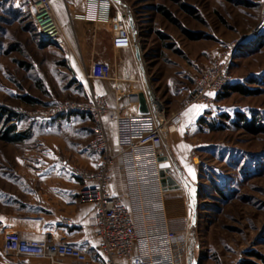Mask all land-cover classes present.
<instances>
[{"label": "rangeland", "instance_id": "obj_1", "mask_svg": "<svg viewBox=\"0 0 264 264\" xmlns=\"http://www.w3.org/2000/svg\"><path fill=\"white\" fill-rule=\"evenodd\" d=\"M24 2L0 1V108L20 114L13 122L31 135L24 142L4 139L6 116L0 114V188L11 183L10 173L27 148L38 141H81L73 136V121L93 127L92 114H57V107L89 101L97 86L116 89L111 80L85 89L75 70L61 62L67 55L64 42L48 40ZM126 2L137 17L147 69L161 99L177 106L201 69L222 55L230 60L231 84L249 90L227 87L228 94L211 103L193 101L197 110L173 144L198 186L190 264H264V0ZM202 115L219 128L201 125Z\"/></svg>", "mask_w": 264, "mask_h": 264}, {"label": "built area", "instance_id": "obj_2", "mask_svg": "<svg viewBox=\"0 0 264 264\" xmlns=\"http://www.w3.org/2000/svg\"><path fill=\"white\" fill-rule=\"evenodd\" d=\"M30 12L45 37L52 43L63 40L64 28L57 16L53 0H27ZM72 16L77 20L93 22L97 25L96 45L101 50L112 51L111 61H98L90 75L110 79L116 90L129 85L132 89L141 88V78L129 80V72L137 67L134 59L132 41L124 18L113 0H69ZM60 43V42H59ZM230 60L222 55L213 64L203 67L196 79L195 86L181 99V107L186 108L195 100L213 102L233 81ZM113 88L97 86L94 98L89 101H71L56 108L57 114L64 111H78L92 114L94 118L93 136L90 147L103 153V159L97 168H88L81 164L72 166V172L82 180L80 199L96 204L94 227L97 238L91 246L97 251L99 261H95L83 248L68 241H57L50 233L40 238H26L16 228L5 230L2 244L3 252L8 255H29L49 259L51 264H157L170 261L171 264H190L189 242H181V233L169 225L156 227L152 223L167 213L164 205L166 190L160 173L159 150L165 145L155 116L152 113L139 112L138 102L125 106L113 118L115 144L112 147L107 130V117L110 109V96ZM179 112L166 117L169 134L176 130L182 121ZM174 125V129L171 127ZM156 151L158 188L146 189L145 170L137 168L132 172L139 175L130 182L125 191L131 194L132 204H127L119 196L112 195L108 186L113 179L112 169L120 164L127 167L130 159L144 151ZM172 173L177 177L173 169ZM174 188V187H172ZM125 192V193H126ZM156 195L160 206L150 209L143 205L148 195ZM187 233L184 234L189 237ZM141 243L139 249L137 245ZM160 262V263H161Z\"/></svg>", "mask_w": 264, "mask_h": 264}, {"label": "crops", "instance_id": "obj_3", "mask_svg": "<svg viewBox=\"0 0 264 264\" xmlns=\"http://www.w3.org/2000/svg\"><path fill=\"white\" fill-rule=\"evenodd\" d=\"M23 1L27 3V0ZM53 1L57 16L64 28L65 36L62 42L65 44L70 63L80 83L91 91L93 82L110 80L97 78L89 73L98 61H111L112 51L110 49L100 51L97 48V25L90 21L74 19L69 0ZM134 78H141L136 68H132L129 72V80L132 81ZM125 91L113 89L110 96L107 120L112 147L115 144V133L111 121L125 106L136 102L129 96L120 95ZM183 96L178 99L176 106L157 95L165 116L170 117L179 112L183 118L173 136L170 134L172 142L182 138L184 127L180 126L184 122L187 123L197 110L195 106L192 107L194 103L182 108ZM78 114L90 115L85 112ZM67 116L65 119L68 118ZM71 128L74 132L73 136L76 138L80 136L81 141H38L35 146L27 148L26 153L17 158V169L10 173L11 183L0 188V264H51L46 258L6 255L2 244L5 230L8 228L19 229L26 238H40L45 233H50L55 240L74 243L86 250L95 261H99L96 249L91 246V241L97 238V231L93 225L96 219V204L80 199L82 180L72 172V166L81 164L88 168H97L104 155L90 147L89 140L93 136L92 126L79 120L73 121ZM169 158L168 149L164 145L159 150L158 159L161 161ZM138 167L145 170L142 175L146 178V189L158 188L156 182L159 167L156 165V151L147 150L139 153L128 161L127 167L122 168L118 164L112 169L113 179L108 190L127 204H132L133 198L125 189L139 175V172H132ZM143 205L149 208L150 212H152L151 207H155L156 213L160 206L156 195H148ZM164 205L167 213L161 215L152 224L156 227L167 224L181 233L182 243L190 242L188 237L187 240L185 239L184 234L187 233L188 236L195 216L190 214L186 188L184 186L168 188ZM140 246L141 243L137 245V249ZM160 262L161 260H158L157 264H171L169 260L165 263Z\"/></svg>", "mask_w": 264, "mask_h": 264}, {"label": "water", "instance_id": "obj_4", "mask_svg": "<svg viewBox=\"0 0 264 264\" xmlns=\"http://www.w3.org/2000/svg\"><path fill=\"white\" fill-rule=\"evenodd\" d=\"M118 9L120 10L124 21L128 27L130 38L132 41L133 51L136 58L137 67L143 86L141 88L132 89L130 92L125 91L121 93V96H129L132 101H136L139 104V112L152 113L157 121L160 133L163 137L164 143L168 149L170 158L160 162V173L162 176V183L165 187H181L184 186L188 193L190 214L197 215V207L199 202L198 188L195 187V182L191 179L185 166L183 165L177 151L175 150L170 135L167 131V122L163 113V109L156 94V90L153 86L152 79L150 77L147 65L145 62V55L143 53L141 32L139 30V24L137 17L126 2V0H113ZM61 42L58 39L56 43ZM177 170V177L174 174L168 173L171 169ZM196 264V261L194 260Z\"/></svg>", "mask_w": 264, "mask_h": 264}, {"label": "trees", "instance_id": "obj_5", "mask_svg": "<svg viewBox=\"0 0 264 264\" xmlns=\"http://www.w3.org/2000/svg\"><path fill=\"white\" fill-rule=\"evenodd\" d=\"M26 3V2H24ZM26 5L28 6V2L26 3ZM160 10L166 15L168 16L169 18H173L171 12L164 6H160ZM28 12L30 14V16L32 17V14L30 12V9L28 7ZM55 44V43H53ZM58 45V44H56ZM61 62L63 64H66L71 70H73V66L71 65L70 63V59H69V56L66 55L64 56V58L61 60ZM228 88H232L233 90H240V91H243V92H246V93H249V90L248 89H245L244 88V85H241V84H230L228 86ZM223 95V94H228V91L224 90L223 92H220L218 95ZM26 99L29 100L30 102H34L33 99L29 96H26ZM0 114L1 116H6V126L7 128L4 130V132L1 134V136L6 139V140H9L10 142H24L26 141L31 133H30V130H21L18 123L15 121L13 122L14 120H16L18 117L21 118V115L18 114L17 112H15L13 109L11 108H5V107H1L0 108ZM225 116L229 117L228 114H225ZM243 118H244V122L246 121H249L247 119V117H245L243 115ZM12 122V123H10ZM198 122L203 125V124H208L210 125L213 129H217L219 127H216L215 123L213 121H210L209 119H207V117H205V115H202L199 117L198 119ZM249 122H247L248 124ZM221 128V127H220Z\"/></svg>", "mask_w": 264, "mask_h": 264}, {"label": "bare ground", "instance_id": "obj_6", "mask_svg": "<svg viewBox=\"0 0 264 264\" xmlns=\"http://www.w3.org/2000/svg\"><path fill=\"white\" fill-rule=\"evenodd\" d=\"M134 59H135V61H136V58H135V56H134ZM128 87H130L129 85H127ZM128 87H126V86H124V87H122L121 89H120V91L121 90H128L129 88ZM136 103V102H135ZM163 113H164V111H163ZM164 116H165V114H164ZM165 120H166V116H165ZM174 125H172L171 127L174 129V127H173ZM177 128V127H176ZM170 135V134H169ZM170 138H171V136H170ZM171 142H172V140H171ZM172 144H173V142H172ZM166 146V145H165ZM173 146H174V144H173ZM174 148H175V146H174ZM175 150H176V148H175ZM177 151V150H176ZM179 155V154H178ZM179 158L181 159V157L179 156ZM181 161H182V159H181ZM182 163H183V161H182ZM183 165L185 166V164L183 163ZM185 168H186V166H185ZM186 170H187V168H186ZM169 172V171H168ZM187 172H188V170H187ZM189 173V172H188ZM192 179V178H191ZM193 180V179H192ZM195 187H197L198 188V186H197V184H195Z\"/></svg>", "mask_w": 264, "mask_h": 264}, {"label": "snow or ice", "instance_id": "obj_7", "mask_svg": "<svg viewBox=\"0 0 264 264\" xmlns=\"http://www.w3.org/2000/svg\"><path fill=\"white\" fill-rule=\"evenodd\" d=\"M202 107V106H201Z\"/></svg>", "mask_w": 264, "mask_h": 264}]
</instances>
